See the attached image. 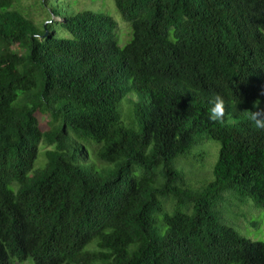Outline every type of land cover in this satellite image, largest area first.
Here are the masks:
<instances>
[{
    "label": "trees",
    "instance_id": "1",
    "mask_svg": "<svg viewBox=\"0 0 264 264\" xmlns=\"http://www.w3.org/2000/svg\"><path fill=\"white\" fill-rule=\"evenodd\" d=\"M114 4L122 47L104 13L56 14L62 38L0 0V264H264V242L217 211L229 191L264 207V130L249 120L264 108V0ZM216 95L222 122L209 119ZM72 134L96 145H79L93 166L68 150ZM202 135L218 157L191 189L174 161Z\"/></svg>",
    "mask_w": 264,
    "mask_h": 264
},
{
    "label": "rangeland",
    "instance_id": "2",
    "mask_svg": "<svg viewBox=\"0 0 264 264\" xmlns=\"http://www.w3.org/2000/svg\"><path fill=\"white\" fill-rule=\"evenodd\" d=\"M22 4L24 6L22 12L25 16L31 18L41 31H45V24L48 23L57 37L70 38L71 34L60 26L61 16H56V14H74L82 10H92L104 13L115 20L117 43L120 47L124 46L130 40V28L117 11L114 0H21ZM129 99L135 100L136 97L135 95H130ZM125 100L126 97L121 100L119 106L120 112L121 105ZM124 106H131L129 100L124 102ZM131 117L132 115L127 117L121 112V118L125 125L133 126ZM39 124L41 129L44 130L47 128L46 118L44 116H39ZM71 137L76 140V143L69 142L67 144L68 150L75 153L79 162H85L86 165L93 166L88 164L90 162L89 160L86 161L82 157L79 145L88 152L91 145H96L90 140L76 137L73 134ZM43 147L46 148L47 146L40 143L33 169L41 168L45 163ZM219 147V142L202 135L187 154L179 156L174 161L176 168L184 172L189 188L198 189L212 180V168L218 157ZM96 162L100 165L98 161ZM94 170L101 171L104 169L103 166H94ZM140 172L141 167L135 166L131 171V175H139ZM229 192L224 193V197L217 205L220 221L231 226L241 236L247 239L264 242V207L256 206L250 198H240L236 194ZM181 209L183 212L191 211V208L184 206ZM161 218L162 214L156 215L157 226L160 225ZM13 264H32V262L30 259H26L22 262L14 261Z\"/></svg>",
    "mask_w": 264,
    "mask_h": 264
},
{
    "label": "clouds",
    "instance_id": "3",
    "mask_svg": "<svg viewBox=\"0 0 264 264\" xmlns=\"http://www.w3.org/2000/svg\"><path fill=\"white\" fill-rule=\"evenodd\" d=\"M264 95V92L261 93ZM253 108L249 114V120L253 123L254 127L259 130H264V108L258 107L256 102L253 104ZM225 104L224 100L220 95H216L214 103L209 110V119L213 122H222L225 118Z\"/></svg>",
    "mask_w": 264,
    "mask_h": 264
}]
</instances>
